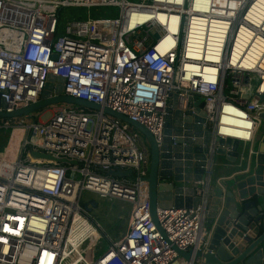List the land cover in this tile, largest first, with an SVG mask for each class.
I'll return each mask as SVG.
<instances>
[{"label":"built area","instance_id":"2783aa9c","mask_svg":"<svg viewBox=\"0 0 264 264\" xmlns=\"http://www.w3.org/2000/svg\"><path fill=\"white\" fill-rule=\"evenodd\" d=\"M66 8L86 14L62 26ZM107 8L117 12L91 13ZM51 75L64 80V94L102 110L62 108L47 122L0 119V130L25 132L18 160L0 155V264H193L175 248L209 245L214 164L193 184L197 209H157L165 237L150 211V150L103 108L145 126L161 148L172 95L183 113L179 124L173 119V146L187 139L185 118L196 114L189 99L201 97L203 129L214 141L253 144L264 113V0H0V112L39 102ZM85 191L132 205L127 230L109 237L99 258L101 226L81 204Z\"/></svg>","mask_w":264,"mask_h":264},{"label":"water","instance_id":"95a60500","mask_svg":"<svg viewBox=\"0 0 264 264\" xmlns=\"http://www.w3.org/2000/svg\"><path fill=\"white\" fill-rule=\"evenodd\" d=\"M63 82L62 78L49 76L39 102L12 113L0 112V119L23 116L33 119V113L59 104L102 110L98 104L64 94ZM260 99L263 101L264 95ZM177 102L178 95L173 94L167 109L165 137L161 148L145 126L121 113L103 108L105 114L128 123L140 132L149 144L150 168L145 182L154 223L166 237L159 226L158 208L197 209L202 203V197L195 194L193 184L204 180L207 167L212 163L215 167L216 158L222 156L229 163L238 164V170L231 179L219 185H214L212 178L205 223L210 234L209 245L204 251L175 250L180 257L193 264H264V128L257 133L253 154L249 150H242L237 140L228 138L214 141L211 132L203 129L206 118L204 100L194 97L189 99L188 105L195 107L196 114L193 119L190 114L185 118L187 139L184 141L177 138L176 146H173V119L175 117L177 125L178 119L183 116L177 110ZM261 118L264 121V113ZM175 134L179 135L178 129ZM31 155L34 158L68 163L38 152H32ZM108 174L119 178L129 177L132 170H111Z\"/></svg>","mask_w":264,"mask_h":264},{"label":"rangeland","instance_id":"374dc122","mask_svg":"<svg viewBox=\"0 0 264 264\" xmlns=\"http://www.w3.org/2000/svg\"><path fill=\"white\" fill-rule=\"evenodd\" d=\"M137 1V0H134ZM108 11V12H107ZM110 11L117 12V9H92L93 14H107ZM86 14L85 9L78 8H66L61 12L62 26H64L69 20L76 17H82ZM64 31L63 28L61 30ZM256 85V83H255ZM62 108L80 109L77 106H71L67 104H59L56 106H50L40 111L33 113V118L37 122H47L55 112ZM33 121L28 120V122ZM264 128V121L260 126V131ZM25 132L20 129L16 130H0V155H5L9 159L18 160L21 154V142L23 141ZM143 143L146 148H149V144L146 138L141 134ZM242 150H248L240 145ZM249 147V146H248ZM150 168V167H149ZM146 188V186H145ZM82 206L89 213L93 221L100 224L101 229L98 231L100 234L101 242L93 249L94 258H99L105 254L109 248L110 237L112 240H118L123 233L127 230L129 223V216L132 209V205L119 199H106L101 196L85 191L81 201Z\"/></svg>","mask_w":264,"mask_h":264},{"label":"crops","instance_id":"0c3cea01","mask_svg":"<svg viewBox=\"0 0 264 264\" xmlns=\"http://www.w3.org/2000/svg\"><path fill=\"white\" fill-rule=\"evenodd\" d=\"M248 146L247 148L243 146V148H246L248 150H255L254 149L255 142ZM237 165L238 164L229 163L222 156L217 157L215 161V169H214V176H213L214 185H219L221 182L231 179L234 173L238 170Z\"/></svg>","mask_w":264,"mask_h":264},{"label":"bare ground","instance_id":"6f19581e","mask_svg":"<svg viewBox=\"0 0 264 264\" xmlns=\"http://www.w3.org/2000/svg\"><path fill=\"white\" fill-rule=\"evenodd\" d=\"M262 18H259V21L261 20ZM247 20H249V21H254L253 19H251L250 17H248V19ZM244 31V30H243ZM254 40L255 39H252L251 40V42H250V46L254 43ZM214 41L215 40H213L211 43H210V45H213V43H214ZM241 41H243V39H241ZM249 45L247 44V47H248ZM254 49V48H253ZM209 50H212L211 48H209ZM244 50H246V53L247 52H249L250 51V49H249V47L248 48H245ZM209 53H210V51H209ZM205 61H207V62H213L212 60H211V56L208 58V59H205ZM263 87H264V83H263ZM80 237H78L77 239H79ZM76 239V240H77ZM76 244V243H75Z\"/></svg>","mask_w":264,"mask_h":264}]
</instances>
